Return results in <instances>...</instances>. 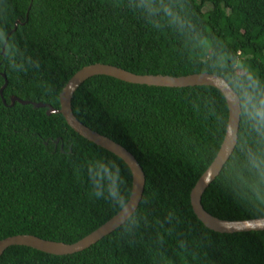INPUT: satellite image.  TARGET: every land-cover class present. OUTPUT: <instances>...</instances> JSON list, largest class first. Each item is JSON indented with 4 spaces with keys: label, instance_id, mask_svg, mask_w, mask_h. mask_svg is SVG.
Returning a JSON list of instances; mask_svg holds the SVG:
<instances>
[{
    "label": "trees",
    "instance_id": "trees-1",
    "mask_svg": "<svg viewBox=\"0 0 264 264\" xmlns=\"http://www.w3.org/2000/svg\"><path fill=\"white\" fill-rule=\"evenodd\" d=\"M158 6L172 15L149 13L140 0H0V240L74 243L116 214L131 189L121 159L79 136L60 114L10 105V97L58 109L66 81L95 63L136 75L214 74L230 87L240 75L264 81V0ZM70 108L132 154L144 175L141 199L125 223L86 249L51 255L10 246L0 264H264V230L213 232L189 204L225 132L227 106L217 89L94 75L74 91ZM253 139L241 106L235 146L200 198L211 216L264 217V182L245 156ZM99 165L111 168L112 179L97 189L88 168Z\"/></svg>",
    "mask_w": 264,
    "mask_h": 264
},
{
    "label": "water",
    "instance_id": "water-1",
    "mask_svg": "<svg viewBox=\"0 0 264 264\" xmlns=\"http://www.w3.org/2000/svg\"><path fill=\"white\" fill-rule=\"evenodd\" d=\"M94 75H105L127 83L143 84L148 86L171 88L210 86L217 89L222 94L227 106V122L225 132L213 160L197 178L189 191L190 207L197 220L205 228L213 232L230 234L264 230V217L235 221L221 220L208 214L200 205V198L203 191L220 172L224 163L230 156L237 138L240 108L238 109L236 107V95L227 91L230 86L220 76L208 73H196L177 77L166 75H136L112 65L95 63L80 68L66 81L58 94V109H54L53 107L43 103L23 101L13 96L10 97L9 104L12 105L16 101L20 104H30L35 108L45 107L46 115L51 113L60 114L66 125L79 136L121 159L128 167L131 174V189L128 200L125 204L129 201L131 202L133 214L141 199L144 186V175L137 161L124 147L84 126L71 112L70 100L74 91L83 81ZM1 76L4 83L0 88V97L1 90L6 84L4 75L1 74ZM1 101L4 104V100L2 98ZM54 144H56V141H54ZM61 147L62 146L60 144V151H62ZM117 217H119V219H117ZM129 217L128 209H120L116 214L110 217L95 230L71 244L44 240L33 235H14L6 237L0 240V256L4 250L10 246H25L51 255L72 254L86 249L90 245L96 243L102 237L120 226L121 221H125Z\"/></svg>",
    "mask_w": 264,
    "mask_h": 264
},
{
    "label": "clouds",
    "instance_id": "clouds-1",
    "mask_svg": "<svg viewBox=\"0 0 264 264\" xmlns=\"http://www.w3.org/2000/svg\"><path fill=\"white\" fill-rule=\"evenodd\" d=\"M158 5L159 0H140V6L149 13L162 10L166 15H172L171 9L161 8ZM227 91L236 95V107L239 109L242 106L245 121L254 137L252 145L245 151L248 169L264 182V81L255 74L240 75L237 77V83ZM88 172L94 188H102L111 182L112 171L108 165L89 167ZM120 208L121 210L128 209L129 216H131L133 210L130 201L127 204H121ZM172 218L173 213L169 212L168 219ZM125 222L126 220L121 221V224Z\"/></svg>",
    "mask_w": 264,
    "mask_h": 264
},
{
    "label": "rangeland",
    "instance_id": "rangeland-1",
    "mask_svg": "<svg viewBox=\"0 0 264 264\" xmlns=\"http://www.w3.org/2000/svg\"><path fill=\"white\" fill-rule=\"evenodd\" d=\"M205 9H206V7L203 8V10H205Z\"/></svg>",
    "mask_w": 264,
    "mask_h": 264
}]
</instances>
